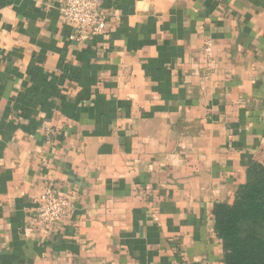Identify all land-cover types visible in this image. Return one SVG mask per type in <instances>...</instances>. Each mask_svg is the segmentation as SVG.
Wrapping results in <instances>:
<instances>
[{
    "label": "crops",
    "instance_id": "crops-1",
    "mask_svg": "<svg viewBox=\"0 0 264 264\" xmlns=\"http://www.w3.org/2000/svg\"><path fill=\"white\" fill-rule=\"evenodd\" d=\"M62 3L0 0V264H224L214 205L264 165V0H99L81 38ZM46 186L72 213L31 233Z\"/></svg>",
    "mask_w": 264,
    "mask_h": 264
},
{
    "label": "trees",
    "instance_id": "trees-1",
    "mask_svg": "<svg viewBox=\"0 0 264 264\" xmlns=\"http://www.w3.org/2000/svg\"><path fill=\"white\" fill-rule=\"evenodd\" d=\"M224 264H264V165L253 161L231 203L213 208Z\"/></svg>",
    "mask_w": 264,
    "mask_h": 264
},
{
    "label": "built area",
    "instance_id": "built-area-1",
    "mask_svg": "<svg viewBox=\"0 0 264 264\" xmlns=\"http://www.w3.org/2000/svg\"><path fill=\"white\" fill-rule=\"evenodd\" d=\"M62 18L71 24L78 37L101 34L105 18L99 11V0H63ZM211 50L206 42L205 52ZM33 226L31 233L49 234L55 224L72 213V200L54 186H46L32 199Z\"/></svg>",
    "mask_w": 264,
    "mask_h": 264
}]
</instances>
